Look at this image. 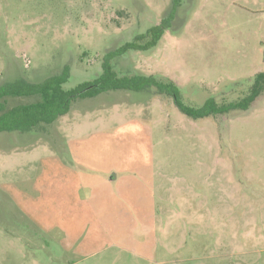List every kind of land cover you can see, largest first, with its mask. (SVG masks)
Returning a JSON list of instances; mask_svg holds the SVG:
<instances>
[{
    "label": "rangeland",
    "instance_id": "obj_1",
    "mask_svg": "<svg viewBox=\"0 0 264 264\" xmlns=\"http://www.w3.org/2000/svg\"><path fill=\"white\" fill-rule=\"evenodd\" d=\"M172 1L0 0V84L65 65L64 88L92 80ZM112 63L172 79L189 106L235 100L264 71V0H181L155 46ZM69 135L124 172L83 184L87 209L64 216L41 204L38 162ZM0 264H264V92L247 110L195 119L153 90H110L73 100L43 130L0 132Z\"/></svg>",
    "mask_w": 264,
    "mask_h": 264
},
{
    "label": "trees",
    "instance_id": "obj_2",
    "mask_svg": "<svg viewBox=\"0 0 264 264\" xmlns=\"http://www.w3.org/2000/svg\"><path fill=\"white\" fill-rule=\"evenodd\" d=\"M181 0H173L172 8L159 23L139 33L103 55L101 72L92 80L82 81L66 89L70 73L65 65L56 74L41 81L31 82L18 77L0 84V132H29L43 130L70 110L77 98L93 97L110 90L150 91L173 98L177 107L192 118H203L227 114L233 110H247L251 103L264 92V71L257 72L240 97L231 101L217 102L208 97L201 106L184 104L180 99L178 85L170 78L155 75L119 74L112 60L133 50H147L157 44L166 30L170 29L174 13Z\"/></svg>",
    "mask_w": 264,
    "mask_h": 264
},
{
    "label": "crops",
    "instance_id": "obj_3",
    "mask_svg": "<svg viewBox=\"0 0 264 264\" xmlns=\"http://www.w3.org/2000/svg\"><path fill=\"white\" fill-rule=\"evenodd\" d=\"M59 119V118H58ZM63 124H68L67 120L61 119ZM61 126L57 130L58 133L63 132ZM59 137V135H58ZM84 136L69 135L68 143L58 145L57 148L52 147V159L39 161L41 177V186L44 185L46 198L42 199V206L49 204L56 209L60 215H73L81 207L86 208V203L90 199L83 198L84 203L81 204L79 191L82 185H91L99 182L104 188L111 184L114 180V168L111 165L105 164L103 161H96L93 158V153L96 152V146L91 145L90 139ZM61 144V143H60ZM65 145V146H64ZM51 148V147H50ZM115 172L121 174V167ZM84 168V169H83ZM102 169L98 171V169ZM83 169V170H81ZM146 173V175H145ZM153 174L149 170L142 172L141 180L150 182ZM122 176H120L121 178ZM128 180L130 179L127 177ZM119 180V178H118ZM126 179V181L128 182ZM140 180L137 181L139 183ZM152 182V180H151ZM95 187L92 188V192ZM150 197L153 196V191H148ZM153 206V205H152ZM143 210V204L138 206ZM87 209V208H86Z\"/></svg>",
    "mask_w": 264,
    "mask_h": 264
}]
</instances>
